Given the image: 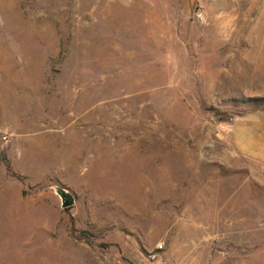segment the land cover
Wrapping results in <instances>:
<instances>
[{"label": "rangeland", "instance_id": "1", "mask_svg": "<svg viewBox=\"0 0 264 264\" xmlns=\"http://www.w3.org/2000/svg\"><path fill=\"white\" fill-rule=\"evenodd\" d=\"M252 111L264 0H0V264H264Z\"/></svg>", "mask_w": 264, "mask_h": 264}, {"label": "crops", "instance_id": "2", "mask_svg": "<svg viewBox=\"0 0 264 264\" xmlns=\"http://www.w3.org/2000/svg\"><path fill=\"white\" fill-rule=\"evenodd\" d=\"M181 1L185 6H189L193 0ZM233 121H240L241 133L250 135V142L256 143L257 148L264 146V111H252L241 115L237 119H233ZM254 131H257V137Z\"/></svg>", "mask_w": 264, "mask_h": 264}, {"label": "water", "instance_id": "3", "mask_svg": "<svg viewBox=\"0 0 264 264\" xmlns=\"http://www.w3.org/2000/svg\"><path fill=\"white\" fill-rule=\"evenodd\" d=\"M53 189L60 199L62 209H67L74 204V197L67 189L58 186H54Z\"/></svg>", "mask_w": 264, "mask_h": 264}, {"label": "built area", "instance_id": "4", "mask_svg": "<svg viewBox=\"0 0 264 264\" xmlns=\"http://www.w3.org/2000/svg\"><path fill=\"white\" fill-rule=\"evenodd\" d=\"M198 18L202 19V15L199 14ZM1 140H2L3 143H7L8 142L7 136H5V135L1 137Z\"/></svg>", "mask_w": 264, "mask_h": 264}]
</instances>
